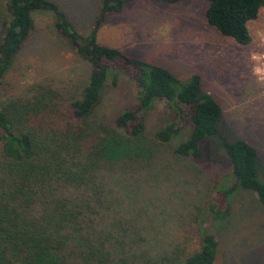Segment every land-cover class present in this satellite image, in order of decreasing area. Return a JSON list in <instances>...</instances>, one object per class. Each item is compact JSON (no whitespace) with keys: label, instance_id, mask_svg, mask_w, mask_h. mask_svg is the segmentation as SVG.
<instances>
[{"label":"trees","instance_id":"trees-1","mask_svg":"<svg viewBox=\"0 0 264 264\" xmlns=\"http://www.w3.org/2000/svg\"><path fill=\"white\" fill-rule=\"evenodd\" d=\"M3 1L0 84L32 33L31 14L37 11L52 14L56 34L88 65L89 74L78 97L70 99L64 125L51 119L54 106L48 104L54 97L41 86L28 99L0 105V264H213L218 238L206 226L221 231L230 216L228 197L238 189L252 193L264 209V183L255 149L219 131L221 108L201 91L200 77L180 81L163 67L97 43L105 15L135 0H99L84 35L51 1ZM203 1L206 22L221 36L241 46L250 42L246 26L264 0ZM120 77L133 83L135 107L112 122L94 116L102 89L114 87ZM156 102H164L169 119L148 136L144 117ZM209 138L222 149L230 174L214 181L207 202L193 205L192 212L148 210L149 183L165 178L179 159H201L200 145ZM157 152L168 156L169 166L152 164ZM189 223L197 239L196 249L187 251L176 236Z\"/></svg>","mask_w":264,"mask_h":264},{"label":"rangeland","instance_id":"rangeland-1","mask_svg":"<svg viewBox=\"0 0 264 264\" xmlns=\"http://www.w3.org/2000/svg\"><path fill=\"white\" fill-rule=\"evenodd\" d=\"M48 1L57 4L72 28L82 35L98 12L99 0ZM205 8L203 0H181L171 5L129 1L119 13L105 15L96 40L163 67L180 81L198 75L201 91L221 108L219 131L229 140L241 139L255 149L258 176L264 183V8L255 20L248 22L250 42L245 46L221 36L210 26L204 17ZM31 17L33 31L0 84V105L8 100L28 99L41 86L54 97L48 104L54 106L49 110L51 119L64 125L70 120V99L78 97L89 67L56 34L51 13L37 11ZM5 19L4 1L0 0V29ZM135 98L133 83L120 77L114 87L104 86L93 115L112 122L120 111L135 107ZM40 116L34 119L35 126ZM168 119L164 102H156L144 117L146 134L152 135ZM186 134L187 129L176 141ZM200 148L201 159H179L170 166L171 171L167 170L165 178L149 183L148 210L183 207L192 212L193 205L207 202L214 181L229 176L228 160L215 138L207 139ZM167 157L157 152L152 164L158 169L160 162L163 169L169 166ZM227 201L230 216L221 231L217 233L209 224L206 226L218 238L213 264H264V209L252 193L239 189ZM186 225L176 238L186 242L188 251L196 249L197 238L192 223Z\"/></svg>","mask_w":264,"mask_h":264}]
</instances>
